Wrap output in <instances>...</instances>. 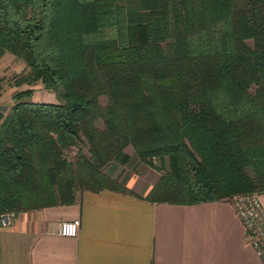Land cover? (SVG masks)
<instances>
[{"label":"trees","instance_id":"16d2710c","mask_svg":"<svg viewBox=\"0 0 264 264\" xmlns=\"http://www.w3.org/2000/svg\"><path fill=\"white\" fill-rule=\"evenodd\" d=\"M4 51L29 67L19 81L61 84L66 100L12 94L0 214L128 190L103 169L128 144L161 173L151 199L264 192V0H0Z\"/></svg>","mask_w":264,"mask_h":264},{"label":"crops","instance_id":"0c3cea01","mask_svg":"<svg viewBox=\"0 0 264 264\" xmlns=\"http://www.w3.org/2000/svg\"><path fill=\"white\" fill-rule=\"evenodd\" d=\"M125 151L130 158L117 162L124 167L112 170L128 190L85 188L73 203L21 210L11 224L0 222V264H264L231 196L151 199L161 173L142 161L124 169L133 156ZM73 218L80 219L77 235L59 234V223Z\"/></svg>","mask_w":264,"mask_h":264},{"label":"rangeland","instance_id":"374dc122","mask_svg":"<svg viewBox=\"0 0 264 264\" xmlns=\"http://www.w3.org/2000/svg\"><path fill=\"white\" fill-rule=\"evenodd\" d=\"M28 70H29V67L25 64V62L22 59L15 57L12 53L8 51H4L3 53L0 54V109L4 111V115L9 111L11 105L14 103L12 94L19 89H24L27 87L33 88V95L29 97L28 99H31L34 101H54V102H64L66 100L65 89L63 85L61 84H57L56 86L48 88V87H45L40 80H36L32 83H26V82L19 81L22 78V75L25 74ZM100 100L103 105H106L109 102V96L107 94H102L100 96ZM97 123L101 127L104 126L103 119H100ZM126 147H127V150L133 151L132 152L133 156H131L132 159L129 165L126 166L124 169L131 168L132 170L133 168L139 165L144 166L145 162L142 163L141 160L137 156H135L132 145L128 144ZM76 153H77V148H70V149H67L66 151L67 157L72 160L76 158ZM114 161H116V163ZM118 161H120L118 158L112 157L103 166V169L106 170V172L110 176L116 179H119L115 177L117 174H119L118 173L119 171L115 172L112 169L114 165H116L117 167L121 165L117 163ZM154 162L159 166L164 161L158 157V158H154ZM111 163H114V164L111 165ZM116 166L114 168H116ZM123 167L124 166H122L121 168ZM114 173H115V176H114ZM123 173L124 171L123 172L121 171V174ZM85 188H88V187H85V186L80 187L79 191ZM255 191H258V190H255Z\"/></svg>","mask_w":264,"mask_h":264},{"label":"built area","instance_id":"2783aa9c","mask_svg":"<svg viewBox=\"0 0 264 264\" xmlns=\"http://www.w3.org/2000/svg\"><path fill=\"white\" fill-rule=\"evenodd\" d=\"M234 208L246 231V240L264 263V203L261 192L248 191L232 196ZM16 212L8 210L0 214L3 226L11 224ZM80 219H65L58 225V233L66 236L77 235Z\"/></svg>","mask_w":264,"mask_h":264},{"label":"water","instance_id":"95a60500","mask_svg":"<svg viewBox=\"0 0 264 264\" xmlns=\"http://www.w3.org/2000/svg\"><path fill=\"white\" fill-rule=\"evenodd\" d=\"M3 116H4V111L2 109H0V122H1V120L3 118Z\"/></svg>","mask_w":264,"mask_h":264}]
</instances>
